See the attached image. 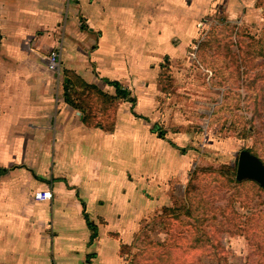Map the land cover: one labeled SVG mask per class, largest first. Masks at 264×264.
<instances>
[{"label": "crops", "instance_id": "0c3cea01", "mask_svg": "<svg viewBox=\"0 0 264 264\" xmlns=\"http://www.w3.org/2000/svg\"><path fill=\"white\" fill-rule=\"evenodd\" d=\"M219 20L197 49V23ZM251 27L264 31V0H0V264H132L197 168L196 113L221 122L226 89L198 111L196 76L222 89L215 74L242 70L237 43L264 38ZM177 68L196 75L176 91L191 115L161 85Z\"/></svg>", "mask_w": 264, "mask_h": 264}, {"label": "trees", "instance_id": "16d2710c", "mask_svg": "<svg viewBox=\"0 0 264 264\" xmlns=\"http://www.w3.org/2000/svg\"><path fill=\"white\" fill-rule=\"evenodd\" d=\"M225 28L230 31L228 34L230 36L232 28ZM210 34L212 31L205 35V40L196 44L197 49L214 41V37L208 36ZM240 43L241 45L238 42L237 46L242 70L233 68L235 71H232L229 77L235 73L236 80L241 79L238 87L242 86L247 94L240 99V94L231 86L225 90V93L237 95L238 101L241 100L243 104V110L251 112L250 123L253 125L254 119H258L264 127V38L260 40L249 38L247 43L243 40ZM242 44H244L243 51L240 50ZM232 65H235L234 62ZM117 95L126 97L127 94L117 86ZM225 107L226 105L222 104V108ZM248 150L264 164V159L256 150L252 148ZM235 167L236 162L232 167L223 165L220 170L197 167L185 187L184 197L176 201L179 205L177 206L175 202V206L164 208L162 212L168 239L154 243V247H151L153 251L139 250L132 258V264H189V261H193L191 257L193 253L212 255L215 246L222 248L221 236H219L221 233L244 234L253 242L261 237L259 231L264 226V218L261 221V217H264V209L253 212L251 209L254 206L250 208L248 204L256 197L258 199L256 207L264 205V188L252 180H236ZM207 175L212 179L204 182ZM247 183L250 185L246 186ZM219 192H222L221 196L227 197V204L224 207H213L214 202L210 198L217 197ZM236 203L239 204V208H247L248 212L240 213L235 208Z\"/></svg>", "mask_w": 264, "mask_h": 264}, {"label": "rangeland", "instance_id": "374dc122", "mask_svg": "<svg viewBox=\"0 0 264 264\" xmlns=\"http://www.w3.org/2000/svg\"><path fill=\"white\" fill-rule=\"evenodd\" d=\"M199 26L197 25L198 29V35H197V43L198 41H202L205 38V35L207 31L210 30H220L222 29V25L220 24V20L216 22V25L214 21L211 23L208 22H198ZM262 27H260V30L254 31V27H251L249 29V35L253 34L259 37L264 36V31H261ZM230 32V31H227ZM225 30L223 33H227ZM207 38V37H206ZM239 33H237L235 36H231V38L228 37H220L219 41H223L226 44L231 45L232 40H235L238 42L240 40ZM249 41V39H248ZM196 43V44H197ZM196 44H194L196 46ZM235 69V68H234ZM233 68H227L220 70L217 74H215V77L221 78L222 83V89L219 88V86H211L213 89L210 90L207 86L206 79L207 73L203 70L200 72L204 75H195L193 71L190 69H175L172 70V75L177 76L174 77L173 83L168 81L167 75H164V81L161 82L162 86H165V88L168 90L171 87L174 89V96L170 100L171 102L175 103V105L182 106L180 110L186 109L188 105L190 106L189 110H183L179 111L181 113H189L191 115V106L194 105L191 101H186V98H180L179 94L176 95V91L186 89L185 82L186 81L184 76L187 74V72L190 73V76H196L199 77V83L200 85L196 86V94L197 102H195V108L196 110L201 111H207L209 110V107L213 102V100H216L218 94L222 90L224 92L225 89H227L229 86L232 88H235V92L241 93V96L243 97L245 94L244 88L242 86L238 87V79L235 78V73L229 77V74L232 73V71H235ZM169 71V70H168ZM212 71V70H210ZM177 73V74H175ZM188 73V74H189ZM198 74V73H197ZM163 76V75H162ZM187 77V75L185 76ZM228 78V80H227ZM228 82L227 86L223 83ZM170 82V83H169ZM211 95V98L209 99L208 96ZM238 96L235 94H225V98L223 100V104L226 105L225 110H221V118L219 119L221 122L218 125L223 126L226 128V130H223L221 132H215L216 127L218 128V125H214L218 122H211V126L214 125V127L208 128L207 122L204 120L206 117H202L205 114H198L196 113V120L194 124H190L191 128L195 131V138L194 140H191L189 142H185L184 145L193 146L198 151L197 153H194V161H195V168H212L215 170H220V168L223 165L227 166H234L236 159H237V153L242 149H254L256 150L257 154L264 159V127H262L260 121L258 119H254L253 125L250 123L249 119L251 117V112H245L243 110V104L242 102L238 101ZM205 102V104L203 103ZM216 102V101H215ZM198 110V111H199ZM240 116H243L242 118ZM218 121V119H216ZM223 124V125H222ZM243 129L244 132H243ZM208 132V133H207ZM207 133V136H206ZM186 146L185 148H188ZM187 150V149H186ZM193 153V152H192ZM213 175V174H212ZM207 175L205 181H210L212 179L211 176ZM207 182V183H208ZM212 182V181H211ZM250 185V183H247L246 186ZM217 188V186H216ZM184 191V190H183ZM222 192H219L217 194V197L210 198L211 201L214 202L212 205L213 207L219 206L224 207L227 204V197L221 196ZM180 197H184V192L181 193ZM263 198L261 197L260 200ZM258 202V199L255 197L249 201L248 206L252 208L251 210L253 212L257 210L264 209V205H259V207H256V203ZM176 205L178 206L179 203L176 202ZM239 204H235V208L240 213H246L248 212L247 208H239ZM212 210V209H211ZM210 210V211H211ZM165 218L162 213H157L156 215L148 218V223L144 231L141 232L139 235L137 244L134 245L136 249L133 248V257L135 254L139 252V250H148L153 251L152 246L154 247V243H161V238L164 240L168 239V233L167 228L164 226V219ZM259 218V217H255ZM264 217H261V221ZM255 222V221H254ZM264 227V226H263ZM261 228L259 231L260 236L256 239V241H250L244 234H236V235H229L227 233H221L219 236H221V243L222 248H216L214 250V254L210 255V253L206 254H199L198 252L193 253L191 255L193 261H189V264H264V228ZM141 239V240H140ZM257 242V243H255ZM259 244V245H258ZM150 247V248H149ZM212 250V248H211ZM151 254V253H149Z\"/></svg>", "mask_w": 264, "mask_h": 264}, {"label": "water", "instance_id": "95a60500", "mask_svg": "<svg viewBox=\"0 0 264 264\" xmlns=\"http://www.w3.org/2000/svg\"><path fill=\"white\" fill-rule=\"evenodd\" d=\"M235 179L252 180L264 188V164L248 149H242L237 153Z\"/></svg>", "mask_w": 264, "mask_h": 264}, {"label": "built area", "instance_id": "2783aa9c", "mask_svg": "<svg viewBox=\"0 0 264 264\" xmlns=\"http://www.w3.org/2000/svg\"><path fill=\"white\" fill-rule=\"evenodd\" d=\"M60 61V54L58 52H51L46 57V63L49 68L53 70H58ZM34 199L37 201H50L51 200V191L50 190H41L37 191L33 195Z\"/></svg>", "mask_w": 264, "mask_h": 264}]
</instances>
